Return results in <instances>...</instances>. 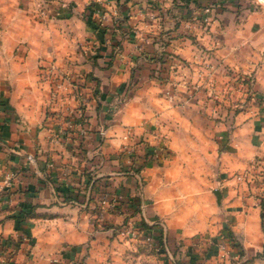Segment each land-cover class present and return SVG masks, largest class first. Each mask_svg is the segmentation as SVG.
<instances>
[{"label":"crops","instance_id":"1","mask_svg":"<svg viewBox=\"0 0 264 264\" xmlns=\"http://www.w3.org/2000/svg\"><path fill=\"white\" fill-rule=\"evenodd\" d=\"M105 1L116 14L118 0ZM144 1L120 7L135 32L121 44L109 26L94 55L91 0H0V264H264V0ZM207 78L242 109L210 112ZM189 144H201L192 191L233 199L196 231L198 220L174 211ZM127 219L164 220L169 249L127 237ZM198 230L204 244L192 250Z\"/></svg>","mask_w":264,"mask_h":264},{"label":"rangeland","instance_id":"2","mask_svg":"<svg viewBox=\"0 0 264 264\" xmlns=\"http://www.w3.org/2000/svg\"><path fill=\"white\" fill-rule=\"evenodd\" d=\"M133 1H138V0H118V5L116 4V8H115V13L116 14H109V12L107 11L106 6L104 5V3L106 2L105 0H91L90 5L88 6L87 10H85L84 14H83V18L87 24V27L89 29V32L92 33L90 38L87 37V43L92 45L91 51H93L94 55L99 54L101 51V40L98 38V32L103 33L106 32L107 29H109V26L112 28H116V31H112V33L115 34L116 36V42L117 43H123L124 40H126L131 32H135L134 29V25L133 27L131 26V10L125 11L123 10L122 12L120 11V7L122 8L123 5H125L126 10L128 9L129 5L133 3ZM144 0H139V2H143ZM158 0L155 1V3H157ZM123 3V4H122ZM153 2L149 1V0H145L144 4L145 7H147V5H151ZM143 4V3H141ZM107 12L109 15H107ZM91 21H96L97 23V27H99L96 32L91 29V25L90 22ZM104 28V29H102ZM106 28V30H105ZM139 32V30H138ZM143 32L145 33L144 30L140 31V33L143 35ZM107 33V32H106ZM93 34H95L93 36ZM135 34V33H134ZM110 39V38H109ZM130 39V38H129ZM107 42V40H106ZM88 47H90V45H88ZM210 76V75H208ZM236 80V79H233ZM244 78H237V82H235V85L232 84L234 86V89L236 86V84H238V82H240L241 84H243L244 82ZM211 79L207 78L206 80L203 81V84H201V89H203L204 86H206V84H209V87L207 86V91L208 93H204L202 94L204 100L209 101L207 102V104H210L209 110L210 112H213L214 107L216 106H222V108H220V116L222 117H228L230 115H232L231 112H229V109H233V111L235 110H240L242 109V106H238L241 105V102H239L240 100H242V98L235 100L234 93L232 91H230L229 93H224L223 89H217V84H215V82L210 83ZM246 83H248V86L250 88V90L252 89L253 85V80H246ZM199 83L194 86V87H198ZM231 86V87H233ZM221 93V94H220ZM251 93V92H250ZM231 95V99H229ZM253 95V91L251 93V95L248 98V102L249 100H253V97H251ZM234 98V99H233ZM210 100H213L214 102H211ZM247 100V98H246ZM225 109V110H223ZM226 132L230 133L229 130H226ZM220 136H218L219 138ZM220 139V138H219ZM221 140V139H220ZM219 148L220 150H228V144L227 143H221L219 144ZM200 145L197 144H189L187 145L188 147V151L186 152V154L188 155V160L186 161L185 165H181V169L182 171H184L185 177H181V179H179V176L175 179V183H179L178 187L179 188V193L178 195L180 196L179 198L176 199H180V204L178 206V208L176 210H174L178 216V221H181V219L183 217H190V218H195L194 220H198V224L193 223L190 224L191 227H194L195 231L197 228H200L201 223L203 222H207L208 220L213 221L214 219L217 218H222L223 215H226L228 212V209L231 210L232 208H224L225 204H228L229 202H233L232 194L226 192V190L223 192V197L221 198L219 195V192L217 189L215 190L218 193V196L216 195V192H214L213 188H210L208 190V192L206 191H192L194 184L197 183L198 177L195 176V174L193 175V169H194V165L195 162L193 161V159H191V156H193L192 158H194L196 152V147ZM208 149H209V155H211V153L213 152V148L211 145H207ZM218 149H216L217 151ZM221 156V154H220ZM254 156V157H253ZM251 158L252 160V166H255V169H259L261 166V161L262 158L261 156H257L255 158V154L253 155ZM177 163V162H176ZM178 166H175V168H178L180 166V162L177 163ZM212 168H210L209 170H213L214 174L212 177V179H215V171L216 168H219L218 164H214L212 163ZM226 168L228 169H232V171H236V172H241L239 173V175H243L244 174V168L242 166L239 165H231V166H226ZM168 176V175H167ZM235 176H238L237 174ZM227 178V176H223L222 180H225ZM239 184H243V178H239L236 182V185ZM233 187H235V184H231ZM240 185V186H241ZM202 203V204H201ZM174 212V213H175ZM196 217H200V218H196ZM160 223H163V225H165L167 227L166 222L163 220L162 222L159 221ZM159 224V223H158ZM126 225V224H125ZM156 225V224H155ZM185 225L180 224L179 222L176 224V229L177 232L179 233L180 229L183 228ZM160 228V226H158ZM166 232H167V237L169 239V235H168V230L167 228ZM139 228V224L136 223L135 227L130 229V231H128V227L126 229H123L122 232L125 235H128L127 237H131L134 238L139 236L137 233V230ZM115 230V229H114ZM199 232H195V233H199L196 234V236H194L193 238H191V241L189 245H191V249L194 250L195 245L197 247L201 246L203 243L202 241V232L201 230H198ZM161 232V231H160ZM202 237V238H200ZM170 241V240H169ZM183 243H186L183 241ZM201 244V245H200ZM179 246L181 247L182 244H179ZM152 249V248H150ZM155 250V249H153ZM158 251V250H157ZM163 252V250L161 251Z\"/></svg>","mask_w":264,"mask_h":264},{"label":"built area","instance_id":"3","mask_svg":"<svg viewBox=\"0 0 264 264\" xmlns=\"http://www.w3.org/2000/svg\"><path fill=\"white\" fill-rule=\"evenodd\" d=\"M254 1L256 3H260L261 2V0H254ZM205 11L207 13L210 12V7H207ZM102 29H104V28H102ZM105 30H106V28H105ZM107 43H108V41H107ZM61 86L62 85H59L58 87L60 88ZM231 98L232 97L230 95L229 99H231ZM118 102H119V104H123L124 103V100L123 99H119ZM69 125H70L69 128H72V123L69 124ZM29 158L31 160H33V157L32 156H29ZM103 203H107L110 210H114L118 206V203H117L116 200H111V199H108L107 197L104 198ZM155 224H150V225L154 226V230H155L156 227L160 226L159 232L162 231L164 233L163 243L160 242V240H161L160 239V235L157 234V231L144 232L142 234H138L139 236H137L135 238L136 239H141L147 246H149L152 249H155L156 251L158 250V252H161L162 250H168L169 247L168 246L165 247V245H167V240H168L167 232H166V229H165L166 226L163 225V223H160V222H157ZM135 225H136L135 222H133L132 220H129L127 222V224H126V227L124 229H126L128 227V231H130V229L134 228Z\"/></svg>","mask_w":264,"mask_h":264},{"label":"trees","instance_id":"4","mask_svg":"<svg viewBox=\"0 0 264 264\" xmlns=\"http://www.w3.org/2000/svg\"><path fill=\"white\" fill-rule=\"evenodd\" d=\"M97 22L96 21H91L90 22V25H91V29H93L95 32H96V30L99 28V27H97V24H96ZM98 34V38L101 40V48H102V46H103V44L105 43V40H106V36H107V34H106V32H103V33H100V32H98L97 33ZM102 50V49H101ZM96 202V201H95ZM120 208V205H118V207H117V209L116 210H118ZM105 209H108V207L107 206H105V205H96V207H94V210H95V212H97L98 211V214L100 213V212H104L105 211ZM138 208H137V210H135L134 212H132L129 216H130V218L132 219V217H134L135 215H136V212H138ZM133 211V210H132ZM32 213H33V207H27V208H24L22 211H21V213L19 214V216H18V219H19V221L20 222H23L27 217H29V216H31L32 215ZM100 218H97L96 219V221H98V223H99V227L101 226L103 229H111V228H113L114 226H110V225H106V223H103V222H101L100 220H99ZM127 221H128V219H127ZM126 224V223H125ZM124 224V226H126ZM124 226H120V227H124ZM115 228V227H114ZM117 228V227H116ZM119 228V227H118ZM154 231V226H152V225H150L149 223H147V222H140L139 223V228H138V230H137V233L138 234H142V233H144V232H153ZM157 234H159L160 235V242L161 243H163V239H164V233L161 231V232H157ZM145 244V243H144ZM169 245H170V241H169V239L167 240V245H165V247L166 246H168L169 247ZM145 246H146V248L148 247L146 244H145Z\"/></svg>","mask_w":264,"mask_h":264}]
</instances>
